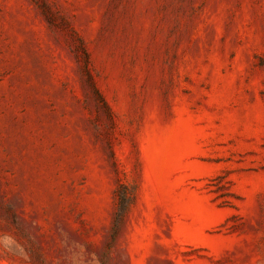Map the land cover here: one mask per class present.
Wrapping results in <instances>:
<instances>
[{
	"label": "rangeland",
	"instance_id": "obj_1",
	"mask_svg": "<svg viewBox=\"0 0 264 264\" xmlns=\"http://www.w3.org/2000/svg\"><path fill=\"white\" fill-rule=\"evenodd\" d=\"M0 264H264V0H0Z\"/></svg>",
	"mask_w": 264,
	"mask_h": 264
}]
</instances>
